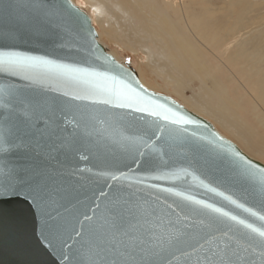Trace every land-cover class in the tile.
Returning <instances> with one entry per match:
<instances>
[{
	"label": "water",
	"instance_id": "95a60500",
	"mask_svg": "<svg viewBox=\"0 0 264 264\" xmlns=\"http://www.w3.org/2000/svg\"><path fill=\"white\" fill-rule=\"evenodd\" d=\"M0 53L37 58L0 72V264H207L210 247L215 264H264V238L195 203L264 230V165L147 90L86 12L0 0Z\"/></svg>",
	"mask_w": 264,
	"mask_h": 264
},
{
	"label": "rangeland",
	"instance_id": "374dc122",
	"mask_svg": "<svg viewBox=\"0 0 264 264\" xmlns=\"http://www.w3.org/2000/svg\"><path fill=\"white\" fill-rule=\"evenodd\" d=\"M75 1L78 7L94 14L93 3L89 4L85 0ZM149 1L153 5L157 4L156 0ZM159 2L164 4L165 18L169 23H176L178 26L175 34L180 38V43L191 47L192 50L195 49L196 61L208 68L209 75H203L202 78L192 77L190 85L180 88L182 94L188 98L200 92L204 95L206 92H212L217 84L221 85L234 103L241 104L244 111L240 112V117L254 129L255 136L264 135V125L260 123L264 117V0H159ZM99 12L103 25L108 26L109 23L105 20L110 17L101 10ZM96 21L92 20V24L100 30ZM116 21L119 23L120 41L117 39L118 43H113L102 38L103 46L108 48L109 53L118 55L122 63L130 67L138 78L141 70L144 73L151 71L145 66H151L148 54H156L157 46L147 40L139 41L141 44L135 48L124 44L122 41L128 38L126 35L129 33L120 25H128V22L124 18H117ZM112 28L114 33L115 29ZM160 62L158 59L156 64ZM145 75L152 85L159 87L163 85L160 78L149 72ZM154 92L173 98L188 111H192L191 113L196 110L169 90ZM198 114L210 122L223 137L229 134L225 135L224 128L221 129L219 124H214L213 119L206 118L200 111L196 115ZM228 136L225 138L238 144L245 154L252 158L253 153L241 145L237 138L230 134ZM258 157L253 155L255 159H252L264 165V157Z\"/></svg>",
	"mask_w": 264,
	"mask_h": 264
},
{
	"label": "bare ground",
	"instance_id": "6f19581e",
	"mask_svg": "<svg viewBox=\"0 0 264 264\" xmlns=\"http://www.w3.org/2000/svg\"><path fill=\"white\" fill-rule=\"evenodd\" d=\"M70 1L76 5L75 0ZM85 1L89 4L93 3L92 11L97 17L95 18L93 13L90 11L86 12L79 7L82 11L89 15L91 24L92 20H100V10L107 13L110 17L105 20V22L109 23L106 27L103 25V21L97 20L100 30L96 29L92 24V27L96 31V40L102 47H104L102 38H105L113 43H118L119 23L116 21L117 18H124L128 22V25H120L122 29L129 33V35H126L128 38L122 41L124 44L131 48H135L141 44L139 41L147 40L157 46L156 54H148L151 66H145L150 68L151 71L148 70L144 73L139 69L140 72L138 73L137 79L147 90L153 92L154 90H162L165 92H168L169 90L172 93L177 94L183 99L185 104L187 103V105H189L192 109H196L195 112L193 111L195 114H197L198 111L202 112L206 115V118L208 117L209 119H213L212 121L214 124H219L222 127H220L221 129L224 128L223 130L227 132L226 133L224 131L225 135L229 133L235 139L237 138V141H240L242 143L241 145H243L248 151L252 152L253 155H257V157H264V135H261L260 137H256L258 135L255 136L256 133L254 129H252L244 118L240 117V112L244 111L242 106H240L241 104H236L237 102L234 103L230 99L226 90L222 89L221 85L217 84L212 92H206L203 95V93L199 91L200 93H196L194 96L189 98L185 97L180 91V88L185 87V85H190L192 77L202 78L203 75H209V73L205 64H200L196 61L195 49L192 50L191 47L180 43V38L175 34V30L178 29V26L176 23H169V21L165 18L164 4H160L159 0H156L157 4L155 5L151 4L149 0ZM115 14H118V16ZM112 27L115 29L114 33ZM131 33H133V35H131ZM108 54L111 55L119 64L131 70L135 74L130 67L122 63V61L118 58V55L109 52ZM158 59L161 60V62L156 64ZM147 72L154 75L156 78H160L163 85L161 84L160 87L152 85L147 80V76L145 75ZM155 83L157 84L158 82L155 81ZM260 123L264 125V117L260 120ZM239 149L242 150L240 147ZM257 159H259V157Z\"/></svg>",
	"mask_w": 264,
	"mask_h": 264
},
{
	"label": "snow or ice",
	"instance_id": "6c2138e0",
	"mask_svg": "<svg viewBox=\"0 0 264 264\" xmlns=\"http://www.w3.org/2000/svg\"><path fill=\"white\" fill-rule=\"evenodd\" d=\"M68 9L71 10L72 12L76 13V15H80L78 11L74 8L71 3H68L67 5ZM81 19H85L84 17L81 16ZM86 22V20H85ZM37 58H32V57H21L18 54L15 53H0V72H7L11 71L13 69L21 68L24 65L31 63L35 61ZM182 117H178L176 119L172 120V123H178L180 120H182ZM150 143L148 141L144 142V147L148 148L150 147ZM143 154V153H142ZM247 163V161H245ZM250 167H253V165H250ZM114 179L116 177H113ZM21 184L25 183V181H20ZM210 191H214L213 189H209ZM4 195H17V194H22V193H17L15 189L12 190H6ZM26 194V193H25ZM219 196H222L225 201H228L230 204L234 205L237 209L242 208L243 206L238 204L235 200H232L229 196L224 195L223 193H216ZM195 203L199 206V209L202 210L203 214L207 215L209 218V222L212 224H219L222 223L224 220H229L234 222L236 225H240L245 229H248L249 232L255 233L261 238H264V230L258 229L254 227L252 224H249L245 222L242 219H239L237 216L232 215L229 211H226L223 207H217L213 204L210 203H205L202 201H195ZM245 212H250L252 216H256L257 214L255 212H251L250 209L244 208ZM109 212L114 216L119 215V209L113 206L112 208L109 209ZM87 218V217H86ZM260 220L264 221V216L260 217ZM211 241H209V244ZM262 243H264V239H262ZM201 248L204 247L203 244L200 245ZM216 248L219 251H223L224 249L229 248V244L227 242L224 243L223 249L220 248V245L217 244ZM209 252L211 255L206 256L205 259L207 260V264H215V261L212 259L213 256L218 255L217 250L209 248Z\"/></svg>",
	"mask_w": 264,
	"mask_h": 264
}]
</instances>
